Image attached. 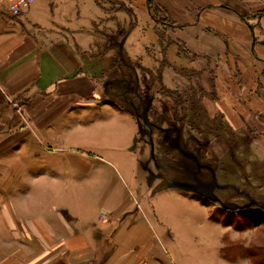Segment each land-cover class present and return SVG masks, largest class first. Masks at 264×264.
I'll use <instances>...</instances> for the list:
<instances>
[{"label": "crops", "instance_id": "obj_1", "mask_svg": "<svg viewBox=\"0 0 264 264\" xmlns=\"http://www.w3.org/2000/svg\"><path fill=\"white\" fill-rule=\"evenodd\" d=\"M146 1L140 10L171 21L172 54L262 62L263 86L264 0ZM102 5L36 0L21 16L0 6V264H177L169 199L196 203L172 189L145 200L140 122L103 96L116 65L95 51ZM216 248L215 264H232Z\"/></svg>", "mask_w": 264, "mask_h": 264}, {"label": "rangeland", "instance_id": "obj_2", "mask_svg": "<svg viewBox=\"0 0 264 264\" xmlns=\"http://www.w3.org/2000/svg\"><path fill=\"white\" fill-rule=\"evenodd\" d=\"M96 1L104 10L95 51L114 52L116 65L103 96L140 122L145 200L172 189L196 203L169 199L177 264H215L217 241L232 264H264L262 62L219 67L182 45L172 54L171 21L140 10L147 1Z\"/></svg>", "mask_w": 264, "mask_h": 264}, {"label": "built area", "instance_id": "obj_3", "mask_svg": "<svg viewBox=\"0 0 264 264\" xmlns=\"http://www.w3.org/2000/svg\"><path fill=\"white\" fill-rule=\"evenodd\" d=\"M36 0H0V6L6 8L12 16H21Z\"/></svg>", "mask_w": 264, "mask_h": 264}, {"label": "trees", "instance_id": "obj_4", "mask_svg": "<svg viewBox=\"0 0 264 264\" xmlns=\"http://www.w3.org/2000/svg\"><path fill=\"white\" fill-rule=\"evenodd\" d=\"M140 132H141V130H140Z\"/></svg>", "mask_w": 264, "mask_h": 264}]
</instances>
